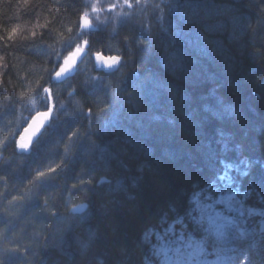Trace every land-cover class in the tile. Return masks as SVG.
Instances as JSON below:
<instances>
[{"label":"clouds","instance_id":"obj_1","mask_svg":"<svg viewBox=\"0 0 264 264\" xmlns=\"http://www.w3.org/2000/svg\"><path fill=\"white\" fill-rule=\"evenodd\" d=\"M239 3L0 0V264H264V195L251 182L229 205L238 217L222 233L191 218L192 231L181 224L162 251L144 231L130 236L121 223L123 214L139 208L155 149L140 141L120 148L102 143L112 114L140 95L125 82L140 71L138 54L150 52L160 32L167 35L168 13L174 26H203L208 36L198 33L196 53L217 67L231 58L227 45L242 47L246 34L255 37L264 28V0L244 5L249 11L256 5L254 19ZM260 40L264 44V33ZM194 63L185 50L166 46L156 68L140 79L154 86L157 111L150 121L193 144L212 122L247 120L234 95L239 83L230 75L220 81L208 72L207 91L193 107L180 81ZM260 81L264 71L256 74ZM217 136L222 151L232 145V182L239 191L260 162L245 155L232 132L218 128ZM130 150L134 167L123 159Z\"/></svg>","mask_w":264,"mask_h":264},{"label":"trees","instance_id":"obj_2","mask_svg":"<svg viewBox=\"0 0 264 264\" xmlns=\"http://www.w3.org/2000/svg\"><path fill=\"white\" fill-rule=\"evenodd\" d=\"M172 2L175 3L176 0ZM180 2L192 3L194 0ZM218 3L227 5L234 3V0H218ZM246 3H251V0H240L237 6L243 11H248L254 19L256 5L252 3L249 11L244 8ZM174 19L169 12L164 20V28L177 42L171 44L168 37L160 32L154 38L151 51L138 54L137 64L140 71L130 73L124 87L137 90L140 95L134 94L129 97L128 104L112 114L102 137V143L111 141L114 148L127 147L126 141H140L146 147L155 149L151 158V161L155 162L154 172L145 180L139 208L131 214L127 212L123 214L121 223L130 236H138L144 231L150 243L159 245L162 242L170 243L169 232L179 235L182 231L181 224H187L188 231H192L191 218H195L217 233H222L230 223L212 225L205 220H198L196 205L197 207L216 205L217 197L227 191L234 194L232 203L230 202L234 204L236 200L242 199L240 192L247 189L250 182L261 195H264V169L260 167V163H264V144L260 142L261 135L264 134V81L256 82V74L264 71V51L260 53L253 51V48L264 49V44L260 40L264 28L258 29L255 37L246 34L242 47L239 48L227 45V40L221 37L230 49L231 58L224 64L214 67L196 53L198 33L208 36L203 26L187 24L186 30H181L184 24L177 23L174 26ZM166 46L176 50L183 49L196 60V63L189 65L190 71L184 80L180 81L191 93L193 107H199L198 98L207 91L204 80L208 72L216 73L220 81H224L226 76L230 75L239 83V89L234 95L244 106L247 120L233 126H220L212 122L205 126L204 133L195 144L186 137L176 134L163 123H152L149 116L153 111H157L154 86L150 82L141 83L140 79L146 71L156 68V57L161 48ZM254 92L260 96L259 100L253 95ZM134 103L141 106L138 109L134 108L132 106ZM218 128L224 132H232L236 140L244 144L245 155L260 162L255 165L251 174L244 178L239 191L232 182L236 171L230 167L236 156L230 151L231 144L221 150V143L218 142L220 138L217 136ZM131 155L130 150V155L123 159L125 163L134 167L135 161L131 159ZM221 159L225 161L223 167L220 164ZM121 171L118 167L114 168V174H120ZM220 175L224 178H220ZM237 217V213L232 214L234 221ZM178 219L180 223H174Z\"/></svg>","mask_w":264,"mask_h":264},{"label":"bare ground","instance_id":"obj_3","mask_svg":"<svg viewBox=\"0 0 264 264\" xmlns=\"http://www.w3.org/2000/svg\"><path fill=\"white\" fill-rule=\"evenodd\" d=\"M185 26H188V25H187V24H184V25H183V28H180V29H181V30H182V29L186 30ZM189 27H190V26H189ZM166 36L168 37V41L171 42V44H174V43H175L176 40H174V38L172 37V35H171L170 33H169V34L167 33ZM176 42H177V41H176ZM219 177H220V178H224L222 175H220ZM168 235H169L170 241H171L172 239H174L175 236H177V235L173 234L172 232H169ZM170 241H169V242H170ZM168 244H169V243H164V242H162V243L160 244L162 251H163V248L166 247V245H168ZM166 251H167V250H166ZM168 254H169V253H168Z\"/></svg>","mask_w":264,"mask_h":264},{"label":"rangeland","instance_id":"obj_4","mask_svg":"<svg viewBox=\"0 0 264 264\" xmlns=\"http://www.w3.org/2000/svg\"><path fill=\"white\" fill-rule=\"evenodd\" d=\"M221 199H222V198H219V199L217 200V203H218ZM204 210H205V207L199 208L200 215H201V217L204 218L205 221H207L208 223H210V222H211V218H209L208 214L206 215V214L204 213ZM198 220H200V217H198ZM166 250H167V248L164 247V248H163V251H166ZM169 255H171L170 252H169Z\"/></svg>","mask_w":264,"mask_h":264}]
</instances>
